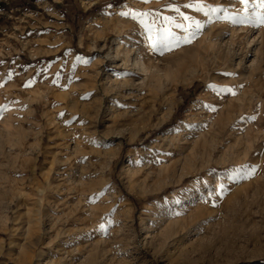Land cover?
I'll use <instances>...</instances> for the list:
<instances>
[{"label":"rangeland","instance_id":"374dc122","mask_svg":"<svg viewBox=\"0 0 264 264\" xmlns=\"http://www.w3.org/2000/svg\"><path fill=\"white\" fill-rule=\"evenodd\" d=\"M196 2L0 0V264L33 250L31 225L50 187L79 199L81 218L57 209L56 250L33 264H264V0H202L220 8L208 15L185 7ZM202 115L224 122L204 131L208 143H245L249 127L259 132L254 149L228 171L160 192L163 175L130 179L137 158ZM71 128L77 153L64 140ZM58 149L62 161L72 154L67 182L53 177ZM37 229L47 243L41 220Z\"/></svg>","mask_w":264,"mask_h":264},{"label":"bare ground","instance_id":"6f19581e","mask_svg":"<svg viewBox=\"0 0 264 264\" xmlns=\"http://www.w3.org/2000/svg\"><path fill=\"white\" fill-rule=\"evenodd\" d=\"M229 106H230V104H229ZM75 109H76V107H75ZM75 109H72V110L75 111ZM80 109H82V108H80ZM81 114H83V113H81ZM232 115H233V113H232ZM68 116L70 118V121H68L67 124L70 125L71 122L75 118L72 117L73 115L71 117H70V115H68ZM213 116H214V114H213ZM209 119H210V117L207 119V117H205L203 115L200 116L199 120H197L198 122L195 123V125L192 128L190 133H186V134L178 137L177 139L168 141L167 143L164 141L165 144H163V145H161L159 147L157 146L158 147V148L156 147L157 149L153 148L154 150L151 152L150 156L146 157V159H143L144 155H146V154L143 155L142 159L137 158L132 163L130 179L133 182L137 183V182L141 181V179L159 178L160 176L163 175L164 178H162V181L153 190L155 192H160L166 187L176 186V185L180 184L181 181L183 180V178H185V177H188V176H200V175H202V173H206L207 170H212V172H214V173L217 172V169L228 171L229 169H232L233 163L239 161V159H236V158L239 155H241V154L245 155V158H246V155H247L246 153H248V151H250L251 148L254 147V146L252 147V145H253L252 143L255 140H257V138H258L259 132H256L258 130L256 129V131H255V129H252V128L248 127V131H247L246 130L247 126L244 127L245 130L247 131V135H246L247 137L244 138V139L247 138L246 139L247 141L245 140L246 141L245 143H243L241 141L243 139H241V140L237 139L235 141H233V139L231 141L226 140L227 143H222V142H217V141H216V143H214L212 141H210L208 143V140L207 141L205 140L206 138L204 136L205 135L204 131H206L207 129H211L212 127H215V129H216V125H218V122H214L213 120H209ZM218 121H220V120H218ZM219 124H221V122H219ZM223 124H224V122L222 123V125ZM225 124H227V123H225ZM228 124H229V121H228ZM231 124H233V123H231ZM222 125H218V126H222ZM226 126H228V125H226ZM230 127H232V126H230ZM234 128H236V127L234 126ZM234 128L232 127V130ZM224 129H225V127H224ZM245 130H243L244 133H245ZM210 131H212V129ZM215 132H217V131L215 130ZM227 132H228V130H227ZM77 133H78V131L75 128H71V130H69L67 132V136L66 135L64 136V140H66V142H68V144L70 146L69 147V152H71V153H75V152L77 153L78 149L80 150L79 143H80L81 137L79 135H81V134L79 133L78 135H76ZM220 133H221V131H220ZM223 133H224V131H223ZM241 133L242 132L240 131V134ZM231 134H233V133H231ZM217 135L218 134H216V136ZM160 136L158 135L156 137V139L159 140ZM233 136H234V134H233ZM214 137H215V135H214ZM226 137L228 138V135H226ZM162 138H163V136H162ZM83 139H84V137H83ZM62 140H63V138H62ZM63 141H62V143L65 144V141L64 142ZM63 144H61V146L66 147ZM150 145H152V143ZM218 150H221L220 151L221 155L216 160L212 159V154L215 151H218ZM60 151H62V150H60ZM60 151L58 149L57 152L59 153ZM65 151H62L60 153V155L63 154ZM253 151H255V150H253ZM67 152H68V150H67ZM136 152H140V150L137 149ZM142 152H144V150ZM142 152L140 153V157H141ZM58 153H56L57 156L55 154V156L57 158L55 157L56 158L55 161H54L55 162V167H54L55 169L53 171H54V175H56V176H53V177L54 178L57 177V179L59 178L60 180H64L65 182H67L65 177L70 172H68V173L66 172L64 174V165H65V163L67 165H70L73 162V161L72 162L70 161L71 162L70 164L67 163L68 162V158L72 154L68 153L69 157L62 161V155H61V158H60L59 157L60 155ZM65 154H66V152H65ZM115 155H116L115 153H112L107 158L108 159V160H106L107 163H108V164L106 163L108 165L107 168H109V166H110V164H111V162L113 160V157H115ZM63 156H64L63 158H65V155H63ZM88 159H90V158H88ZM240 161H239V163H240ZM88 162H90V161H88ZM250 164L248 163L247 165H245L244 167H241L240 169L237 168V172H243L244 168L246 169L247 167H249L250 170L252 168H254V165H250ZM53 166H54V163H53ZM70 167H68V169ZM177 170L180 171V172H178ZM65 171H67V168H66ZM101 172H103V171H101ZM177 172H178V175L176 176ZM71 175H72V172H71ZM69 177H71V176H69ZM208 177H210V176L208 175ZM68 179H70V178H68ZM70 181H71V179H70ZM70 181H69V183H70ZM76 182L77 181L75 179L74 183L76 184ZM69 183H68V185H69ZM62 187H63V185H62ZM65 189H69V188H65ZM71 189H70V191H71ZM63 191L64 190L57 189L55 187L54 188L50 187L48 192L44 193L43 198H42L43 201H44L43 206H42V208L40 207L41 205L39 206L41 208L40 211L37 209L38 211L35 213V215H34L35 217L33 218V225H31V226H33L34 229H36V231L35 230L33 231L34 232L33 234L37 238V241L30 243V247L33 248V250L32 251L23 250L22 252L18 253L15 257L12 254H10V252H9V254H7V260L9 262L6 263V264H33L34 261L41 262V261H43L46 258V256L50 255L54 250H56L55 248H56V246L58 244L56 239H58L57 237H58V234L60 232V229L58 227L60 226V223H61L60 222L58 226L56 225V222H58L57 221L58 218L56 219L54 217V215H55L54 213L55 212L58 213L57 209H60V208L63 209L64 208L63 210H65V209L68 210L70 213H67V212L66 213L67 214H71L72 220H74V221L79 220V217L81 218V214H79L80 210H81V203H80L81 201H79V199L76 202L72 201V200H68V197H71L72 195L70 196L69 195L70 192H69L68 195H64L63 194V196H62L61 194H62ZM66 191H69V190H66ZM71 192H73V189H72ZM66 194H67V192H66ZM259 194H261V193H259L257 191L253 192L252 197H254V196L257 197V196H259ZM244 195L246 197H249L248 196L249 193H246ZM74 196H77V195L75 194ZM239 199H241V198H239ZM74 200H75V198H74ZM62 213H63V211H62ZM58 216H60V215H58ZM68 217H70V216L68 215ZM40 220L46 226V229L44 230V232H45V235L48 237V240H49L47 243L39 241L40 234H38V232H37L38 231L37 224H38V222ZM66 220H68V219H66ZM60 221H62V220H60ZM30 222H29V225H30ZM65 222L66 221H64V224H65ZM62 224H63V222H62ZM165 234H163V235H165ZM66 243H68L67 239H66ZM1 252H2V246L0 245V254H1Z\"/></svg>","mask_w":264,"mask_h":264},{"label":"snow or ice","instance_id":"6c2138e0","mask_svg":"<svg viewBox=\"0 0 264 264\" xmlns=\"http://www.w3.org/2000/svg\"><path fill=\"white\" fill-rule=\"evenodd\" d=\"M144 2L147 3V2H150V0H144ZM241 2L244 3V4H247L248 3V0H241ZM262 6H264V5H262ZM185 7H188V8L194 7L197 11L204 12L205 15H208L209 12H213L214 13V12L220 11V8L219 7H210V6L209 7H205V5L202 3V0H197V2L195 4H187V5H185ZM175 10L176 11H179V9H175ZM121 15H123V16H129L130 13L123 12V13H121ZM140 15H145V14L141 13ZM181 15H182V18H183L184 21H186V22L187 21H191L188 24V27L189 28H191V27L194 26L196 29H199L200 23L198 21L192 20V18L189 17V16H187V15H183V14H181ZM135 18H136V16L133 15V19H135ZM164 20L170 21L171 18L170 17H164ZM260 23L264 24V18H262L260 20ZM175 27H177V28H184L185 27V24L184 23H175ZM172 37H173V33L171 31V28L165 27L163 29L162 35L160 36L159 43L166 45V42L170 38H172ZM154 43H156V42H154ZM0 86H2V85H0Z\"/></svg>","mask_w":264,"mask_h":264}]
</instances>
